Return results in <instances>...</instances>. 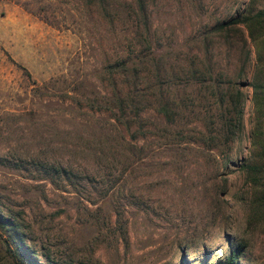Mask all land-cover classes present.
Returning <instances> with one entry per match:
<instances>
[{
    "label": "rangeland",
    "instance_id": "374dc122",
    "mask_svg": "<svg viewBox=\"0 0 264 264\" xmlns=\"http://www.w3.org/2000/svg\"><path fill=\"white\" fill-rule=\"evenodd\" d=\"M261 8L0 0V264H264L254 51L215 30Z\"/></svg>",
    "mask_w": 264,
    "mask_h": 264
},
{
    "label": "trees",
    "instance_id": "16d2710c",
    "mask_svg": "<svg viewBox=\"0 0 264 264\" xmlns=\"http://www.w3.org/2000/svg\"><path fill=\"white\" fill-rule=\"evenodd\" d=\"M263 8L256 12H250L242 16L221 21L215 30L231 29L237 26H243L247 38L253 48L255 56V71L250 86L252 88V104L254 106V129L252 131V148L254 150L253 160L245 165L246 178L254 190L252 206L256 214H260L264 218V0ZM136 59H121L116 64L119 70H127L129 66L135 68ZM142 60L139 59L138 62ZM194 73H192L193 75ZM122 103V102H121ZM163 114L166 119L172 118L167 111V104L161 101ZM122 105V104H121ZM120 105V107H121ZM241 110L237 111L235 116L238 123H240ZM254 213V214H255ZM256 214L254 216H256ZM4 226L14 225L3 219ZM13 227V226H12ZM15 229V228H13ZM245 249L243 245H237L235 249L231 250L228 257L222 264H238L239 259ZM15 255L19 258L21 263L32 264L33 256H28L23 246H17L14 250Z\"/></svg>",
    "mask_w": 264,
    "mask_h": 264
}]
</instances>
